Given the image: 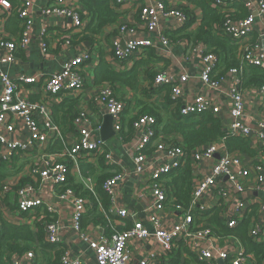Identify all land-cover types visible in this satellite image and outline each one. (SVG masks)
<instances>
[{"label":"built area","instance_id":"2783aa9c","mask_svg":"<svg viewBox=\"0 0 264 264\" xmlns=\"http://www.w3.org/2000/svg\"><path fill=\"white\" fill-rule=\"evenodd\" d=\"M12 4L7 0H0V23L7 17L16 14L20 20L19 38L7 40L0 36V66L13 64L19 52L26 51L33 31V0H15ZM66 5L45 9L47 16L68 18L71 24L65 29L78 35L79 44L81 35L86 29V14L81 12L75 0H65ZM114 7L131 6L135 10L132 22L126 21L120 24L117 36L112 45L113 59L117 63H136L144 58L146 51L154 48V44L145 34L154 33L156 39L164 48H168L172 41L166 35L163 24L168 22L171 31L182 29L188 17L180 8L167 6L164 0H111ZM242 5L248 15L243 19H234L236 5ZM211 5L223 16V23L217 29L227 36L237 47V59L240 69H231L225 76L216 79L217 57L202 44L190 47L191 54L200 59L202 69L200 81L208 91H215L230 79L227 96L230 99L228 109L229 124L224 132L227 138H241L249 141L251 147L257 151V156L264 158V111L256 120L255 128L250 127L246 121V99L242 89L240 74L246 67L264 69V0H212ZM59 6V5H58ZM232 14V16H229ZM85 17V18H84ZM163 25V26H162ZM257 27V29H256ZM254 35L256 40H253ZM70 44V39H67ZM186 42V41H185ZM189 48L188 43L186 42ZM44 50L46 46H44ZM92 53H82L68 60L59 72L43 77L22 76L11 79L7 73L0 72V161L9 159L15 152L28 153L27 146L40 149L50 143L51 135H57V128L51 121V108L62 96L75 99L84 91L85 67L92 63ZM188 75L183 74L179 78L167 71L159 72L154 79L153 86L157 88L169 87V99L173 103L172 110L178 111L182 118L195 117L210 113L218 117L220 106L209 96L198 95L193 98H184L183 88L188 82ZM19 85L40 86L41 98L36 102L24 100L18 95ZM251 91L264 98V87H251ZM94 104L103 115L113 118V130L115 136L120 134L121 115L126 109V102L118 99L113 87L109 84L100 86L99 92L93 98ZM177 110L175 107L179 104ZM98 111V110H97ZM219 118V117H218ZM17 120L25 125L28 141L22 143L16 140ZM101 125H93L86 113H79L73 120L76 138L70 148L62 154V157L79 165L83 160L96 156L104 157L105 163L110 164V155H106L105 142L99 136ZM156 120L150 115H139L132 123L135 145L133 148L134 163L137 173L144 172V166L151 171L148 190L151 202L146 217L147 224L153 228L150 230L140 221H135L134 214L123 208L116 202L118 189L123 184L124 176L121 171L104 181L102 191L110 199L109 214L114 216L120 226L130 227L123 231H114L111 235L100 234L90 238L86 231L80 227V221L90 207V201L78 197L69 187L70 170L66 162L56 161V158L45 155L38 158L37 164L31 168V177L39 178V185H50L61 201L65 200L72 207V228L81 240L86 242L93 251L96 264H130V247L135 243H144L153 236L156 240L158 251L149 252L140 264H162V258H168L177 250L178 244H183L199 264H257L253 256L246 254V250L240 244L234 245L226 242L218 245L217 239L212 236V227L209 219L212 212L218 209V218L223 226L235 229L245 221L251 212L254 203L249 197L253 193H260L263 203L258 212L264 211V163L255 162L250 157V162L243 154L228 152L224 140L199 147L188 154L181 146L171 142V139L158 137L156 134ZM10 136V137H9ZM154 142L158 153L156 164L147 163L148 147ZM28 151V152H27ZM151 152V151H150ZM97 158V157H96ZM94 158V159H96ZM192 167V190L188 209L179 205L172 206L169 202L168 189L165 186L164 176L171 175L181 169L187 160ZM216 160V161H215ZM215 161L209 176L197 177L195 169L202 162ZM90 162V161H89ZM92 165L91 163H89ZM222 179L221 181H219ZM89 181V180H88ZM7 184L0 183V190L11 191ZM36 189L31 185L17 188V208L12 217L13 224L25 225L28 223L24 217L31 215L32 220L45 218L43 209L53 215L54 209L36 194ZM93 191V190H92ZM204 200H209L208 204ZM170 208L177 212V220L169 226H165L157 215L159 212ZM39 211V213L37 212ZM249 237L258 242H264V215H261L249 230ZM228 241H230L228 239ZM45 242L50 245L60 244L59 226L57 221L45 224ZM231 248L232 252L227 251ZM16 256L11 264H34V253L28 251L22 256ZM61 264H80L72 260L64 252ZM264 264V260L260 263Z\"/></svg>","mask_w":264,"mask_h":264},{"label":"crops","instance_id":"0c3cea01","mask_svg":"<svg viewBox=\"0 0 264 264\" xmlns=\"http://www.w3.org/2000/svg\"><path fill=\"white\" fill-rule=\"evenodd\" d=\"M167 6L176 7L180 9H186L195 17V23L193 24L191 30H195L199 27L201 23V13L198 8L188 4V0H164ZM78 3V6L81 8L83 13V8L79 0H75L74 5ZM65 0H33L32 1V10H33V31L32 36L29 42V45L24 52H19L16 55V60L13 64L10 65H1L0 72H5L11 79H17L22 76L26 77H49L56 72H59L62 66L70 59L74 58L77 55L82 53H87L91 51L93 59L92 63L89 66L85 67V85L84 91L80 92L76 96V102L74 105H71V117H77L79 113H86L89 120L93 125L96 123L102 124L104 122V117L102 111L95 106L93 98L100 90V86L94 85V69L99 64L101 58L116 71H128L133 68L134 63H117L113 59V45L112 42L117 36V30L120 24L125 23L126 21L132 22V18L135 17V10L131 6L124 7H114L112 6L115 13L119 15V19L116 24L109 25L105 27L102 32L93 37V45L81 42L74 38L77 36L75 32L65 30L70 24L71 20L68 18H61L57 16H47L44 14L45 9L60 7L61 5H66ZM59 5V6H58ZM85 13V12H84ZM2 15V12L0 11ZM86 14V13H85ZM87 20V19H86ZM88 24V20H87ZM164 25V26H163ZM162 26L168 28L165 32L166 34L173 33L171 31L170 24L168 22L164 23ZM257 29V27H256ZM20 34V20H18L16 14H12L7 17L6 21L0 23V36L4 37L7 40H15L19 38ZM254 35L253 40H256ZM143 37L149 39L153 44L154 48L149 52L146 51L142 61L144 65L142 70H138V76L141 81L140 86L136 91H129L127 88H121L117 86L116 97L118 99L124 100L126 102L127 113L123 115L122 118L132 119L136 116L140 110L137 106L136 101L144 102L145 104H153L155 101L146 99L144 97V90L147 89L148 84L145 82V73L147 70H153L157 74L159 72L167 71L174 75V77L179 78L183 74L188 75V82L183 88L184 98H193L198 95L209 96L213 101H215L220 106V112L218 114L219 119L222 120L224 126L229 124L228 118V109L230 99L227 96V88L230 82V79L227 78L215 91H208L204 87L203 83L200 81V72L202 69L201 61L199 58L191 54V51L187 47L185 39L178 40L176 42L172 41V44L168 48H164L161 43L156 39L154 33L145 34ZM67 39H70V44H68ZM264 44L263 42L261 43ZM44 46L46 49L44 50ZM143 72V73H142ZM251 87L247 85L242 87L243 92L245 93L246 99V116L248 117L247 124L255 128L256 120L262 111H264V98L258 97L255 93L251 91ZM18 95L24 100H30L36 102L41 98L40 86H25L19 85ZM0 93H1V84H0ZM157 101L162 104L165 102V94L162 92L161 95H155ZM67 97L62 96L61 99L55 102V105L51 108L50 116L53 126L57 128V135H51L50 143L42 146L40 149H33L31 146H27L29 152L26 153H17L15 152L9 159L0 161V173L6 178L3 179L0 183L9 185L12 189L9 192H3L0 190V213L5 222L13 224L14 218L11 216L17 208V197L15 191L19 186L23 187L25 185H31L36 189V194L43 199L48 205L54 209L53 215L56 218L57 224L59 226V239L60 244H58L59 249L67 251L72 260H77L80 264H96L93 251L89 248L88 244L81 240L79 236L75 233L72 228V207L69 203H66L65 200L61 201L58 197V193L48 184L39 185L38 177H31V168L34 164H37L38 158H42L45 155L56 158V161L66 162L70 170L69 181L72 186H78L79 188H84L89 191H94L96 186V180L94 176H84L82 170L86 168H93L94 174L97 175L99 171H96L97 167L100 165L101 159L103 158V163L106 166H115L124 176L123 184L118 189V197L116 202L121 205L123 208H126L132 214H134V220L140 221L149 227L150 230H153L149 224H147L146 217L150 215L148 208L151 202L150 193L148 190L149 179L151 171L146 169L144 166L143 173L136 172V166L134 163L133 157V148L135 145L134 135L132 134L131 138L128 135H124L127 129H121L120 134L112 137L105 142V152L106 155H110L111 163L113 165H107L105 163L104 157L96 156L83 160L81 163L74 164L69 162L62 157L70 146L74 143L76 138V131L74 128L69 127L66 121L62 120L63 112L67 110L66 106H62L61 109H58L57 113L54 115L53 111L55 106L61 104L63 100ZM70 99V98H69ZM150 100V102L148 101ZM152 106V105H151ZM172 104L169 106V112L172 111ZM98 110V111H97ZM53 114V115H52ZM77 114V115H76ZM76 115V116H75ZM74 118V119H75ZM121 118V125L122 123ZM58 122L54 124L53 122ZM69 123V120H68ZM101 125V129H102ZM132 128V126H131ZM133 132V129H132ZM100 133V132H99ZM16 140H20L22 143H27L28 136L26 132L25 125L21 120H17L16 132L14 134ZM100 136V135H99ZM10 137V136H9ZM127 138V139H125ZM104 142V141H103ZM60 144L61 149L57 152H50V148L55 145ZM155 149L154 142L146 150L147 154V163L156 164V158L158 153L153 150ZM151 151V152H150ZM257 156V155H256ZM255 156V157H256ZM250 157H247L245 160L250 162ZM256 160V161H255ZM216 161V160H215ZM215 161L202 162L195 169V175L197 177L209 176L211 173L212 166L215 164ZM255 162L264 163V158L256 157L254 158ZM91 163L92 165H90ZM111 173L110 169L107 170V173ZM114 172V171H113ZM117 173V172H116ZM120 173V172H119ZM89 180V181H88ZM220 179L219 181H221ZM70 185V184H69ZM74 191V189H72ZM76 194V192L74 191ZM77 195V194H76ZM78 196V195H77ZM255 199V202L260 201L262 204L263 196L260 193H253L249 197ZM87 199V198H85ZM205 204L209 203V200H204ZM261 204L254 203L251 208V213L247 215V218L244 222L248 225L247 235L249 236V230L255 221L261 216L264 215V211L260 215L258 212L259 206ZM45 211V209H43ZM39 213V211H37ZM165 226H169L174 221L177 220L178 214L176 211L167 207L165 211L159 212L157 214ZM115 218V217H114ZM28 225L33 226L35 220L31 219V215H26L24 217ZM114 227L120 226L117 219L113 221ZM212 229L213 238L217 239L218 245L222 246L226 242H231L234 245L240 244L244 246L243 241L237 236H226L222 235L219 232L216 224L209 221ZM218 230V232L216 231ZM86 231L90 238L104 234V228L90 224ZM105 235V234H104ZM228 239L230 241H228ZM131 250V263L130 264H140L141 260L152 251H158V246L156 240L153 236L144 243H135L130 247ZM56 252L51 251L48 253L51 259H53V254ZM191 253L183 244H178L177 250L172 253L168 258H162V264H199L195 258L190 256ZM17 258L15 255L10 256V263L15 261ZM9 256L7 254L3 255L0 258V264H9ZM35 263V262H34ZM37 264H47L42 258H36ZM35 263V264H36Z\"/></svg>","mask_w":264,"mask_h":264},{"label":"trees","instance_id":"16d2710c","mask_svg":"<svg viewBox=\"0 0 264 264\" xmlns=\"http://www.w3.org/2000/svg\"><path fill=\"white\" fill-rule=\"evenodd\" d=\"M12 4H15V0H7ZM86 13V19L88 24L85 31L81 35L80 42H88L90 45L93 43V37L98 36L102 30L109 26L116 24L119 19V15L114 12L112 8L111 0H79ZM212 0H188V4H191L199 9L201 13V23L195 30H191L195 23V17L188 10L182 9L188 21L186 25L177 30L171 35H166L169 39L174 42L185 39L189 45V49L197 44H202L217 57V77L220 79L231 69H240V63L237 59L238 50L233 42L220 32L217 27L220 26L224 18L220 15L216 9L211 5ZM236 8V16L234 19H243L247 17L248 13L242 5L234 6ZM229 16H232L230 14ZM17 24H18V17ZM85 18V17H84ZM74 38H78V35ZM152 49L149 50V52ZM92 51V50H91ZM90 51V52H91ZM144 62L142 60L134 63L133 68L128 71H116L110 65H108L102 58L99 64L94 69V85L101 86L103 84H109L113 87L116 95L117 86L121 88H127L129 91H136L141 84L138 76V70H142ZM145 82L148 84L145 89L144 97L146 99L152 98L153 95L165 94L164 108L168 112L170 119L164 118L162 114L158 113L157 109L153 108L152 104H145L144 102L136 101L137 106L140 108L138 114L132 119L122 118L127 113L125 109L121 115L122 128L127 129L124 135H128L130 138L133 134L132 123L135 118L139 115H150L156 120V134L158 137H165L171 139V142L177 146H181L188 154L199 147H205L207 145L216 143L220 140H224L225 147L228 152H238L246 157H255L258 153L251 147L249 141L241 138H227L224 132V124L221 119L213 116L210 113H204L197 119L195 117L182 118L179 116L178 111L172 110L169 112L168 108L173 105L169 99V87L157 88L153 86L155 76L157 73L153 70H147L144 72ZM242 81V87L247 85L255 87H264V69L256 67H246L240 74ZM150 100H148L150 102ZM76 99H65L63 102L55 106L53 114L55 115L58 109L62 106H66L67 110L63 112L62 120L66 121L69 127H73L74 118L71 117L72 107ZM179 103V102H178ZM180 103L175 107L177 110ZM127 108V107H126ZM52 114V115H53ZM77 115V114H76ZM75 115V116H76ZM69 120V123H68ZM54 124L58 122L54 121ZM74 128V127H73ZM127 139V138H125ZM61 145L57 144L50 148V152L60 151ZM100 165L96 171H99L97 175L94 174L93 168H86L82 170L84 176H94L96 180V186L94 191H89L78 186H72L69 181V187L74 189L78 197L87 198L90 201V207L86 214H84L80 221V227L82 230L88 228L90 224L99 225L104 228V234L106 236L111 235L114 231H123L130 227L127 226H116L114 227L113 221L116 219L114 216L109 214L110 199L102 191V185L105 180L112 177L116 172H119L115 166H106L103 163V158H100ZM111 173H107V170ZM114 171V172H113ZM192 167L190 160L181 167V169L173 172L171 175L164 176L165 186L168 189L169 202L172 206L179 205L184 209H188L190 201V193L192 190ZM6 178V175L0 173V182ZM21 187V186H19ZM218 209L212 212L209 221L216 224L220 234L226 236H237L239 237L245 246L246 254L253 256L257 264H260L264 260V242L258 243L252 240L248 235V225L246 222H241L235 229H228L223 226L218 218ZM45 218L36 220L33 226L30 225H15L5 222L0 213V258L7 254L9 256L17 255L22 256L28 251L34 253V262L36 258H42L47 264H61V257L64 254L63 249H59L58 245H50L45 242V224L51 223L56 220L54 215L49 214L47 211L43 212ZM218 232V230H216ZM182 244V243H181ZM56 252L53 254V259L48 255L51 251ZM34 263V264H35ZM37 264V263H36Z\"/></svg>","mask_w":264,"mask_h":264},{"label":"water","instance_id":"95a60500","mask_svg":"<svg viewBox=\"0 0 264 264\" xmlns=\"http://www.w3.org/2000/svg\"><path fill=\"white\" fill-rule=\"evenodd\" d=\"M86 45L88 46L89 43H86ZM99 135L101 140L104 142L108 141L109 139L115 136V132L113 130V118L110 115H106L104 117V122Z\"/></svg>","mask_w":264,"mask_h":264},{"label":"rangeland","instance_id":"374dc122","mask_svg":"<svg viewBox=\"0 0 264 264\" xmlns=\"http://www.w3.org/2000/svg\"><path fill=\"white\" fill-rule=\"evenodd\" d=\"M152 101H155L152 104V107L155 108V109H157L158 113L162 114V116L164 118H167V120H169L170 119V116H168V112H166V109L164 108V104L165 103L160 104L159 103L160 101L159 100H158L159 102L157 101V97L155 95L152 96ZM231 250H232L231 248H228L227 249V251H229V252H232Z\"/></svg>","mask_w":264,"mask_h":264}]
</instances>
